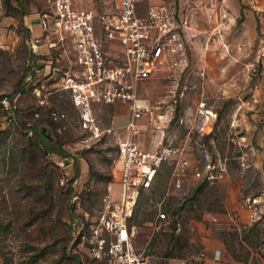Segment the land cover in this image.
<instances>
[{
    "label": "rangeland",
    "instance_id": "1",
    "mask_svg": "<svg viewBox=\"0 0 264 264\" xmlns=\"http://www.w3.org/2000/svg\"><path fill=\"white\" fill-rule=\"evenodd\" d=\"M50 2L3 0L6 46L0 49V93L21 88L22 94L16 101V119L4 118L0 105V264H79L81 257L67 247L71 213L93 212L108 184L118 177L111 138L78 146L82 131L66 90L55 88L52 80L40 91L35 88L40 80L24 85L32 60L27 42L29 16L48 8ZM241 21L236 17L232 44L241 41L245 47L233 48L230 56L216 51L220 57L213 55L216 63L202 82L192 70L198 58L190 48L186 81H198L195 88L204 92L218 116L204 133H194L191 166L181 175V185L176 184L175 163L165 161L138 199L135 244L151 253L157 264H218L212 252L218 244L227 256L224 264H264V63L252 66L260 52L264 22L258 17L257 30L250 31ZM51 52L56 60L58 50ZM166 73L155 71L139 82V91L159 97L166 88ZM248 97L251 102L240 104ZM116 104L99 108L105 123ZM52 108L64 109L67 118H53ZM36 121L50 133L49 144L57 151H45L28 128ZM8 122L10 126L5 127ZM175 130L186 131L178 126ZM244 133L247 136L241 138ZM61 157L71 164L61 166L57 162ZM208 161L218 169L225 165L214 180L203 178ZM63 176L68 178L61 182ZM70 183L74 188L67 193ZM253 194L262 196L261 214L255 219L245 204V198ZM147 215L150 218L143 219ZM97 262L86 258L81 264H101Z\"/></svg>",
    "mask_w": 264,
    "mask_h": 264
},
{
    "label": "built area",
    "instance_id": "2",
    "mask_svg": "<svg viewBox=\"0 0 264 264\" xmlns=\"http://www.w3.org/2000/svg\"><path fill=\"white\" fill-rule=\"evenodd\" d=\"M256 11L264 22V5H256ZM236 17L226 0H51L48 8L38 12L41 32L31 31L27 39L32 60L24 85L40 80L35 86L40 91L52 80L55 88L66 90L82 131L78 146L109 137L116 151L117 179L108 184L93 212L80 210L71 217L67 247L81 257L79 264L86 258L101 264H157L151 253L135 244L136 205L165 161L175 163L176 184L181 185V175L191 166L194 133H204L217 119L218 111L195 88L198 81H186L190 48L198 41L205 46L214 43L221 56L233 55V48L243 49L244 42L233 45L228 36ZM4 25L0 0V49L6 46ZM262 41L252 66L264 63ZM51 49L58 50L56 60ZM197 65L192 70L202 82L208 67L204 62ZM157 70L167 71V84L153 98L139 91V82ZM194 88L196 93L191 95ZM21 94V88L0 93L4 118H17L16 101ZM190 97L191 102L183 103ZM251 100L248 97L240 104ZM109 103L128 105L125 123H115L114 111L108 123L102 120L99 108ZM35 113L39 115L38 110ZM49 113L55 119L67 118L64 109L52 108ZM175 126L184 127L185 133H177ZM57 162L63 167L71 164L67 157ZM216 166L208 161L203 178L221 176L225 165ZM261 202L259 194L245 198L252 219L260 216ZM214 257L224 264L220 249Z\"/></svg>",
    "mask_w": 264,
    "mask_h": 264
},
{
    "label": "crops",
    "instance_id": "3",
    "mask_svg": "<svg viewBox=\"0 0 264 264\" xmlns=\"http://www.w3.org/2000/svg\"><path fill=\"white\" fill-rule=\"evenodd\" d=\"M226 2L230 6L232 11L235 13V15L238 18H240V20H242L240 25H242L243 28L247 29L248 27L250 31H252L253 29L257 30L256 25L258 23V14L256 11V5H264V0H226ZM29 22L31 24L30 32L31 31L34 33L41 32L38 13H32L29 16ZM201 24L205 25V21L201 20ZM233 31H234V27L228 34L232 42L235 39V32ZM262 38H264V36L261 35L260 36L261 40L258 42V47H260V44H263ZM192 51L198 58L197 63L204 62L207 64L208 67L207 72H209L212 66H214L216 63V60L214 63V60L212 59L213 55L220 57L216 52L217 50L215 49L214 43H210L207 46H205L204 41H198V43L192 45ZM263 79H264V75H263ZM128 116H129L128 105L126 103H117L114 107V114H113V119L115 123L116 124L125 123ZM248 214H249V209H248ZM216 249L221 250L222 262L225 258L227 259L224 250H222L219 244L212 249L213 257Z\"/></svg>",
    "mask_w": 264,
    "mask_h": 264
},
{
    "label": "trees",
    "instance_id": "4",
    "mask_svg": "<svg viewBox=\"0 0 264 264\" xmlns=\"http://www.w3.org/2000/svg\"><path fill=\"white\" fill-rule=\"evenodd\" d=\"M238 19H240V18H238ZM42 117H43V116H42ZM48 117H49V116H48ZM40 118H41V117H40ZM40 118H39L38 120H40ZM49 118H50V117H49ZM49 120H51V118H50ZM51 121H53V120H51ZM53 122H54V121H53ZM28 128H32V129H33V133H34V135L37 137V139L39 140L40 144L42 145V147H43V149H44L45 151L48 150L49 148L54 149V150H56V151L58 150L57 147H55V146H51V145L49 144V138H47V137L50 136V133H47V132H46V129L44 128V126H42L41 128H39L38 123H37V121H36V122L33 123L32 125H29ZM71 181H72V180H71ZM73 188H74V187H73V184L70 183V184L68 185L67 189H66V192H67V193H72ZM71 214L73 215V213H71ZM148 218H150L149 215L143 217V219H148ZM97 263H99V262H97Z\"/></svg>",
    "mask_w": 264,
    "mask_h": 264
}]
</instances>
